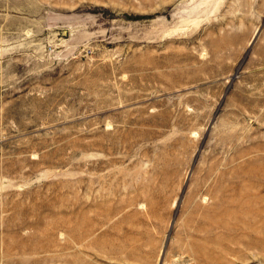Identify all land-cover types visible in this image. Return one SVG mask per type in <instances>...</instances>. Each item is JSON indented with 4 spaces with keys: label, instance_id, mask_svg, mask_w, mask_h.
<instances>
[{
    "label": "rangeland",
    "instance_id": "rangeland-1",
    "mask_svg": "<svg viewBox=\"0 0 264 264\" xmlns=\"http://www.w3.org/2000/svg\"><path fill=\"white\" fill-rule=\"evenodd\" d=\"M0 264H264V0H0Z\"/></svg>",
    "mask_w": 264,
    "mask_h": 264
},
{
    "label": "bare ground",
    "instance_id": "bare-ground-1",
    "mask_svg": "<svg viewBox=\"0 0 264 264\" xmlns=\"http://www.w3.org/2000/svg\"><path fill=\"white\" fill-rule=\"evenodd\" d=\"M226 211V210H225Z\"/></svg>",
    "mask_w": 264,
    "mask_h": 264
}]
</instances>
